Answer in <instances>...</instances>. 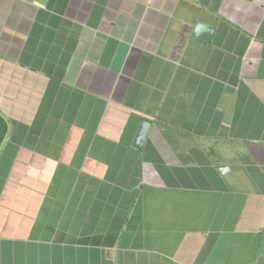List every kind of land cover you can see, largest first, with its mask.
I'll return each instance as SVG.
<instances>
[{
  "label": "crops",
  "instance_id": "0c3cea01",
  "mask_svg": "<svg viewBox=\"0 0 264 264\" xmlns=\"http://www.w3.org/2000/svg\"><path fill=\"white\" fill-rule=\"evenodd\" d=\"M0 121V264H264V0H0Z\"/></svg>",
  "mask_w": 264,
  "mask_h": 264
},
{
  "label": "water",
  "instance_id": "95a60500",
  "mask_svg": "<svg viewBox=\"0 0 264 264\" xmlns=\"http://www.w3.org/2000/svg\"><path fill=\"white\" fill-rule=\"evenodd\" d=\"M206 28L204 25H198L197 26V31H202L205 29L206 31ZM150 127V123L148 121H141L138 129H137V132L134 136V139H133V142H132V145L134 147H139L142 142L144 141L145 137H146V133L148 131V128Z\"/></svg>",
  "mask_w": 264,
  "mask_h": 264
},
{
  "label": "trees",
  "instance_id": "16d2710c",
  "mask_svg": "<svg viewBox=\"0 0 264 264\" xmlns=\"http://www.w3.org/2000/svg\"><path fill=\"white\" fill-rule=\"evenodd\" d=\"M0 129L2 130V123H1V121H0ZM1 136H2V134L0 132V139H1Z\"/></svg>",
  "mask_w": 264,
  "mask_h": 264
}]
</instances>
